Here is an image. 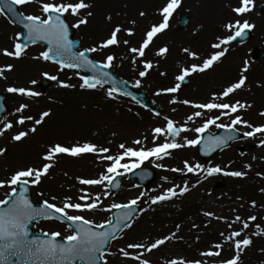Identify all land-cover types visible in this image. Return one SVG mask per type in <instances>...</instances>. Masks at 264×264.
<instances>
[{
	"label": "rangeland",
	"instance_id": "374dc122",
	"mask_svg": "<svg viewBox=\"0 0 264 264\" xmlns=\"http://www.w3.org/2000/svg\"><path fill=\"white\" fill-rule=\"evenodd\" d=\"M48 2H60V0H48ZM86 2L92 4V8L89 10L93 15L88 18L89 22L87 25H83L78 29L72 28L75 32V38L81 41L82 50L95 46L106 39L113 26L116 25L121 26L123 29H132L134 31L133 36H126L122 32L119 34L120 39L122 41L129 40V46L131 47H139L146 31L152 25L162 22L159 12L167 0H86ZM237 6H239V0H182L180 7L169 21V27L164 33L154 38L153 44L146 50V56L138 59L136 65L131 64L132 54L128 52L129 46H125L123 43L119 47L106 49L102 53L90 54L91 58L96 62H102L105 54L114 55L116 57L114 67L110 70L118 78L127 81L130 85L140 79L138 73L143 70V62L150 60L154 68L150 70L149 74L141 81V86L136 88V90L146 92L148 97L160 108V115H154L150 111L142 109L125 97H118L115 101L108 100L104 95V89L85 91L77 87V90L70 91L60 88L57 82L47 80L42 73L56 75L60 81L79 85L80 81L77 72L60 71L56 65L42 60L33 59L37 62L38 68L32 72V76H29L26 81L23 78H10L3 75L6 78H0V94L6 97L8 110L0 118V121L15 124L16 119L21 115H31L39 118L40 113L44 111H49L51 115L46 118L43 125L38 127L35 134H30L22 142L13 143L11 135L19 130H27L29 127L34 126L32 122H28L24 126L15 125L12 130L0 137V148L7 149V154L0 157V181H5L17 170L27 167H41L43 161L40 157L45 153L47 147L54 143L67 146L74 145L77 142L80 144L93 143L98 147L109 148L110 152L108 154L116 156L121 154L122 150L119 148L121 143L135 149L141 146L134 145L132 141L140 139L142 146L145 149H149L153 145L152 130L156 127H164L166 124L165 118L173 119L177 126H182L187 116L197 110L179 103V101L188 100L192 103L210 102V98L213 95H219L225 86L239 79L241 70L245 66L248 67V71L243 73L247 77L245 86L227 99L232 103L240 101L241 103L251 104V108L241 110L237 114L254 126L264 125V117L259 116V113L264 111V63L259 60L254 61L251 58V50L254 48H259L264 52V13L262 11L264 0H254L253 10L243 17H237L232 12V8ZM18 10L23 12L24 15H42L37 3L18 7ZM89 10H85V13ZM140 12H144L145 16L141 17L139 15ZM184 12L189 15L190 26L187 30L180 31L176 27L180 15ZM109 16H111V21L107 19ZM65 19L69 25L77 21L76 17L69 15H66ZM244 19L254 25L250 30L251 37L248 42L226 45L228 49L226 57L224 56L225 58H222V61L216 64L214 69L190 76V84L187 88L181 87L175 94L155 95L157 91H162L179 83L175 80V77L180 74L181 68L190 66L193 63H202V60L212 53L211 44L216 42L220 35L226 33L227 37L232 34L225 30V24ZM133 20L136 21L135 25L131 23ZM0 24H3L4 28L14 33L13 41L16 42L15 37L17 34L20 35V29L13 26L4 15H0ZM194 29H200L201 32L196 39L192 36ZM161 47L169 49L165 59L155 55ZM6 48L11 50L12 46L0 40V51ZM185 48L196 53L201 59H189L183 51ZM42 51H45V48L40 45L27 47L19 60L0 55V68H5L11 64L13 65L14 73L17 70H21L20 62L22 64L27 59V56H38ZM161 72L166 73V75L161 76ZM31 81H36L37 83L32 85ZM46 84L47 87H44ZM7 87H23L38 91L41 95L37 98H26L7 93ZM107 88L105 87V89ZM170 99H177L178 102L171 104L169 103ZM21 103H27L29 108L22 114L16 113V109ZM216 114L215 112L207 113L205 117L196 118L195 123L189 122L187 127L195 128L201 126L204 119L209 115ZM230 119V117H225L218 123L227 125L230 123ZM0 127H2V124H0ZM248 130L239 126L237 128L240 133ZM209 131L215 132L217 128L212 126ZM185 136L192 139L196 137V134L191 131L182 133L181 137L177 138V142L183 143ZM262 138H264V135L243 139L219 152L208 161H203L198 157L196 147L175 150L170 157H165L162 160L150 159L141 165V167H150L156 174L155 180L148 188H137L134 182L128 183L126 181L127 173H125L122 175V189L112 196L109 195L107 183L99 186H84L78 183V178L98 179L101 174H104V170L110 162L102 161L100 157L95 155H85L75 159L67 156L60 157L54 162V167L50 169L49 175L42 178V183L39 186L32 187L29 185L32 192V200L34 203L42 204L44 199H48L51 203L62 206L65 198L71 197V202L83 204L84 201L79 200V197L83 195L81 189H84L93 198L97 195L100 196V201L97 203L101 207H110L113 203H127L143 192L145 196L138 204L141 211L134 219L133 227L121 233L119 236L123 238L115 239L107 251L116 253L121 241L132 230L133 232L130 235H135L136 239L145 240L141 235L145 234L146 231L143 229L139 231L134 227L141 217V219L145 220L147 228H150L155 233V236L151 238H149V232L145 235L146 238L150 239L149 242L165 235H170L173 231H176L175 226L177 224L181 225L178 232L180 239H174L170 242L171 244H165L153 253L142 257L149 259L151 264H166L170 259L181 258L186 261L200 260L204 261L205 264H219L220 259L226 260L233 256L234 253L229 245L226 244L224 246L222 258L202 257L200 252L209 250L210 245L222 240L220 233L229 231L226 224L212 219L211 221L218 223L215 224L217 227H214L212 232L208 229L207 232L200 235V233H197L196 228L193 227V224L197 225L200 223L196 221L197 215L195 213H192L191 217L187 215V212L184 213V216H181L183 213L181 209L157 210L153 205L149 207L145 203L149 196H157L175 185L182 187L183 184H187L178 181L177 179L179 178H182V180L196 178L192 183L187 184L191 190L185 196H188L190 201L195 199L202 204V213L209 211L228 220L233 219L237 214L242 219H247L252 215L257 216V220L252 222L249 229L246 230V234L251 237L253 244L243 252L241 261L242 264H264V236L253 235L256 231L264 232V192L261 191L264 186L263 188H258L255 183L256 178H259L264 183V147H258ZM170 139L166 141L161 136L156 142L157 144L170 142ZM233 147L236 148L237 156L231 158L228 164L226 162V153ZM185 160L190 164L200 163L205 168L211 166L223 168L228 165V171L246 172V182H250L251 187L246 186V182L241 186L242 179L240 181V179L220 175L198 183L199 178L190 173L185 175L180 172L174 173L164 170L178 168L183 165ZM125 162L131 163L132 161H122V163ZM154 164L162 165L163 167H154ZM246 164L250 166L248 169L244 167ZM121 171L123 170L121 169ZM165 177L167 180L164 179ZM194 183H197V187L191 188ZM234 188L237 190H234ZM7 191H10V189H0V200L7 198ZM40 192H43L44 196L39 195ZM52 196H55L56 199L52 200ZM182 198L177 197L176 199ZM209 200L210 202H208ZM91 202L93 201H88V203ZM204 202H208L206 207ZM252 202H255L256 207H251ZM209 203L210 208L207 207ZM180 204L182 205V203ZM214 206L216 208L211 209ZM145 208H148V210L143 211ZM225 209L226 211H224ZM202 213H200V216L205 217ZM70 214L83 215L94 223H103L111 216V213L102 212L98 209L92 212H72ZM208 221L207 218L205 224L200 223L199 227L204 230L205 225L209 226ZM234 227L238 228L239 226ZM34 231L48 232L49 234L58 231L61 233L60 240H63V237L71 233L67 226L52 221L36 224ZM160 251L170 252V257L167 255L166 259H161V256H158L156 257L157 259H153V256ZM129 253L130 255H136L133 250ZM120 258L125 261L123 264H127L126 261L130 264H138V261L124 259L121 256ZM107 259L110 264H122L121 260H118L117 254L108 256Z\"/></svg>",
	"mask_w": 264,
	"mask_h": 264
},
{
	"label": "snow or ice",
	"instance_id": "6c2138e0",
	"mask_svg": "<svg viewBox=\"0 0 264 264\" xmlns=\"http://www.w3.org/2000/svg\"><path fill=\"white\" fill-rule=\"evenodd\" d=\"M182 0H167L166 4L161 8L159 15L162 17V22L152 25L149 30L146 31L144 39L140 43L139 47H131L129 40H121L120 35L122 32L126 36H133L134 31L132 29H123L121 26L116 25L110 31L109 36L98 43L95 46L88 47L82 51H73L72 42L69 41V27L80 28L83 25H87L93 13L89 10L92 8V4L86 2V0H60V2H48V0H0V15H3V9L7 8L9 13L18 15L22 18L24 23V29L27 31V40L35 44L37 41H45L48 45L47 50L39 53L38 56H34L35 60H42L45 62H52L59 65V70H79L85 69L91 72V76L80 75L77 72L79 85L60 81L58 76L50 75L48 73H42V75L49 81L57 82L58 87L63 89H75L79 88L85 91H95L97 89H104V95L108 100H117L118 97L130 96V93L125 90L124 87H117L118 81L113 79L108 69L114 67V61L116 57L111 54H105V58L102 62H96L90 59V54L102 53L106 49L113 47H119L121 43L128 47V52L132 54L131 64L136 65L138 59L146 56V50L153 44L154 38L159 34L164 33L169 27V21L173 17L175 11L180 7ZM37 3L39 5L42 15H24L23 12H16L13 6L24 7ZM254 7V0H239V6L232 8V12L237 17H243L250 13ZM85 10H89L86 11ZM66 15L76 17L77 21L71 25L65 22L64 17ZM141 17L145 16L144 12H140ZM111 21V16L107 17ZM11 22V21H10ZM135 25L136 21L131 22ZM225 30L231 35L224 38H218L217 42L211 44L213 50L207 58L202 60V63H193L190 66L183 67L180 70V74L175 77L178 82L185 81L186 77H190L193 74H202L209 70L214 69L215 65L222 61L228 51L223 47L229 45L233 40L238 37H243L246 30H251L252 25L248 20H235L224 25ZM13 48L3 49L0 51V55L11 59H21L25 53L26 46L21 41V36L16 35ZM184 53L191 60H200L201 58L189 49H183ZM169 49L167 47H161L155 53L156 56L164 58L166 57ZM154 68L153 63L150 60L143 62V70L139 71L138 75L140 79H137L132 87L139 88L141 81L149 74L150 70ZM13 65L9 64L5 68H0V78H6L3 76L5 71H12ZM248 71V67L245 66L241 70L239 79L235 82L225 86L219 95H213L210 98V102L207 103H192L188 100L179 101L184 105L190 106L193 109H197L193 114L188 115L182 126H177L173 119L165 118L166 124L164 127H156L152 130V143L153 147L145 149L142 146L140 139L132 141L134 145L141 146L139 148L127 147L121 143L119 148L122 150L121 154L113 156L109 155L110 149L107 147H98L93 143L77 142L74 145L67 146L60 143H54L47 147L46 151L40 159L43 161L42 166L27 167L15 171L5 181H0V189H10L6 192L8 198L0 200V206L10 205L6 210L0 211V264H6L9 257H16L21 260V264H73L75 260L84 261L85 264H110L107 259L108 256H115L116 253L105 251L106 245L112 240L122 239V236H117L118 232H123L125 229H131L134 224L135 213L140 201L144 198L145 193H140L137 198L131 199L127 203H113L110 207H101L98 201L100 196L91 197L87 191L81 189L83 195L79 197V200L84 201L81 203L71 202V197H66L62 206H57L51 203L48 199H44L39 208H34L32 202L27 198V191L29 185L32 187L39 186L42 183V178L49 175L50 169L54 167V162L60 157L80 158L85 155H95L101 158L102 161L110 162L105 168L104 174H101L98 179L78 178V183L84 186H99L107 183L113 187H119V184H114L117 176H122L127 172L134 169H138L146 161L154 158L155 160H162L165 157H170L172 152L182 148H195L201 145V138L214 126L217 129H224L227 136H210L204 143L203 151L207 155L209 151H215L217 148H224L229 141L234 140L236 137L233 133H237V128L243 127L249 129L239 134L243 138H255L258 135H264V125L254 126L251 123L245 121L241 115H238L241 110H247L252 107L251 104L241 103L236 101L230 102L229 98L232 94L241 90L245 84L247 77L243 74ZM161 76L166 73L161 72ZM71 79V77H69ZM36 81H31L32 85H35ZM123 85L127 84V81L122 82ZM111 85V87L105 89V85ZM181 88V83H176L173 87L157 91L155 95L162 94H175ZM6 92L9 94H16L26 98H37L41 94L38 91H33L23 87H7ZM221 101V102H217ZM178 101L170 99L169 103L176 104ZM29 108L27 103H21L16 109V113H24ZM3 111V108H0ZM175 111V109H173ZM217 113L216 115H209L201 126L195 128H188L189 122L195 123L196 118L204 117L205 113ZM159 115V113H154ZM51 113L44 111L40 114L39 118H35L31 115L19 116L16 119L15 124L12 122L0 121L2 127H0V137H3L5 133L12 130L15 125L24 126L28 122H32L34 126L29 127L27 130H19L15 134L11 135V141L13 143H19L29 137L30 134H35L38 127L45 123L47 117ZM259 116L264 117V111L259 113ZM230 117V123L225 125L218 123V121ZM194 132L195 138H183V143L177 142V138L181 137L182 133ZM163 136L166 141L157 144V139ZM147 139V138H145ZM258 147H264V138L260 140ZM7 154L6 148H0V157ZM255 159V157H253ZM129 160L131 163H122V161ZM154 167H163L162 165L154 164ZM229 166L225 165L223 168L220 166L203 167L200 163L190 164L187 160L183 162V168H171L164 169L165 171L180 172L182 174H192L197 176L198 183L208 178L220 175L223 177H230L236 179H244L246 172L242 171H228ZM245 169L250 166L245 165ZM121 169L123 171H121ZM167 180V178H164ZM197 183L191 185V188H196ZM178 189V190H177ZM190 187L185 184L184 186L175 185L166 189L164 192L157 196H149L147 203L149 207L151 205H158L167 201L173 200L177 197L185 196ZM264 192V189H261ZM39 195L44 196L43 192ZM52 200L56 197L52 196ZM89 200L93 202L88 203ZM251 207H256L255 202H252ZM100 210L102 212L111 213L115 210H126L122 216L115 217V220L109 216L103 223H94L90 219L80 214H70L92 212L94 210ZM148 208L143 209L147 211ZM203 216L218 220L226 224L228 232H221L220 236L222 240L220 242L210 245L209 250L200 252V256L207 258H222L224 246L227 244L233 251V256L229 259H220L219 264H242L241 256L243 252L248 249L253 240L246 234V230L249 229L250 224L257 220V216L252 215L247 219L237 214L231 220L224 217L216 216L214 213L204 211ZM43 218L45 220H59L61 223L68 222V227L72 229L71 233L63 237V242H58L61 238L60 232L43 233V240L36 239L30 240L28 233V225L30 222ZM207 227V225H205ZM234 226H239L238 228ZM176 231H173L170 235H165L162 238H157L151 242H137L128 243L125 247L118 249L119 254L124 259H130L138 261V264H151V261L145 257L146 254L153 253L155 250L160 249L162 246L171 242L178 237V232L181 228L180 224H177ZM193 227L197 225L193 224ZM259 227V226H257ZM102 229V231H101ZM256 236H264V232L256 231L253 233ZM198 239V238H197ZM126 249L137 250L136 255H130ZM142 250V251H141ZM166 264H205L204 261H186L185 259H170Z\"/></svg>",
	"mask_w": 264,
	"mask_h": 264
},
{
	"label": "water",
	"instance_id": "95a60500",
	"mask_svg": "<svg viewBox=\"0 0 264 264\" xmlns=\"http://www.w3.org/2000/svg\"><path fill=\"white\" fill-rule=\"evenodd\" d=\"M13 8L16 10V12H18L17 6H13ZM3 13L11 20V22L14 25H16V26H18V27H20L22 29L23 32L21 34V42L24 43L26 47L29 46V45H33V43H31L30 41L27 40V31H26V29H24V23L22 22V18L20 16H18V15H14L13 13H9L7 8L3 9ZM187 17H188L187 14H183L181 16L180 23L178 25L179 28H183V29L186 28V26L188 25V18ZM73 35H74V32L69 27L68 39H69V41L72 42L73 51L76 52L78 49H80V41L79 40H74L73 41L72 40ZM249 37H250L249 32L246 30L242 38L238 37L235 40H233V42L247 41L249 39ZM35 44H42V45L46 46V50L48 48V45H47V43L45 41H37ZM258 52H259L258 50H255L254 53H253V56L257 57L258 56ZM260 58L262 60H264V54L262 56H260ZM76 71H80V72H82V73H84V74H86L88 76L92 75L91 72H88L85 69H79V70H76ZM107 71L110 72V74L112 75L113 79L118 81V84L116 85L118 88L119 87H124L125 90L130 93V96H127L128 98H130L133 101L137 102L143 108L148 109V110H153L155 113H158V108H156V106L152 102L149 101V99L147 98V95L143 91H138L137 92V91H135V89L132 86H130L128 84L123 85V83H122L123 81L119 80L116 76H114L113 73L109 69ZM182 84L184 86H187L188 85V78H186L185 81L182 82ZM106 86L111 87V85H107V84H106ZM4 101H5V97L0 95V108H3V111H0V117H2L4 115V113L7 111L6 106L3 104ZM227 135H228V133L224 129H220L219 132L216 133V134H210V133L206 132L204 134V136L201 138V140H202L201 145H198V154H199V156L202 159H204V160L210 159L216 153H218L219 151L231 146L232 143L237 142V141L242 139V136H240L238 132L237 133H233V135L236 138L234 140H232V141H229L224 148H222V149L221 148H217L215 151H209V153L207 155L205 154V152L203 151L204 143H205V141H207V139L210 136H227ZM154 177H155L154 173L151 170H149L148 168H140V169L134 170V171L129 173L128 181L132 182L133 180H136L137 181V185L139 187L147 188L149 183L154 180ZM116 183L119 184V187H113L112 185H109L111 194H115L121 189L120 177H116V179L114 181V184H116ZM26 195H27V198L30 200V202H32V200H31V192H30V188L29 187H28V191H27ZM32 204H33L34 208H39L41 206V205H36L33 202H32ZM9 206L10 205L0 206V211L6 210ZM125 211L126 210H123V209L114 210L112 212L113 220H115V217H117V216H122ZM138 213H139V208L137 207V211L135 213V216ZM43 220H45V219L38 218L37 220L32 221V222L29 223V225H28L29 237L28 238L30 240H36V239L43 240V239L46 238V237H44L43 233H34L32 231L33 227H34V224L38 223L40 221H43ZM54 221L60 222L59 220H54ZM63 223L68 225L67 221H64ZM101 231H102V229H101ZM120 233H122V232H118L117 236ZM58 242H63V241L58 240ZM109 244L106 245L105 251H107V249L109 247ZM6 264H21V260L19 258H16V257H9L7 262H6ZM73 264H85V262L81 261V260H75L73 262Z\"/></svg>",
	"mask_w": 264,
	"mask_h": 264
},
{
	"label": "bare ground",
	"instance_id": "6f19581e",
	"mask_svg": "<svg viewBox=\"0 0 264 264\" xmlns=\"http://www.w3.org/2000/svg\"><path fill=\"white\" fill-rule=\"evenodd\" d=\"M3 25V24H2ZM1 24H0V40H2L5 44H7V45H11L12 46V48H13V44H14V33L12 32V31H10L9 29H6V28H4L3 26H2ZM20 65H21V70H17V71H15L14 73H13V69H12V71H5L4 73H3V75H5V76H7V77H10V78H23L25 81L28 79V77L29 76H32V72H34V70L35 69H37L38 67H37V62L36 61H34L33 60V57L32 56H27V59H25L24 61H23V63L21 64V62H20ZM15 74H16V76H15ZM68 90H70V91H73V90H77V88H75V89H68ZM71 94V93H70ZM102 100V99H101ZM105 103H106V101H104ZM195 111H197V110H195ZM42 113V112H41ZM40 113V114H41ZM205 114H207V113H205ZM206 115H204V117H205ZM154 145H152L151 147H153ZM237 156V153H236V148L235 147H233V148H231L227 153H226V162L229 164L230 163V160H231V158H233V157H236ZM152 159H154V158H152ZM155 160V159H154ZM236 163V162H235ZM236 167V166H235ZM179 169H182L183 168V165H180L179 167H178ZM237 168V167H236ZM196 178H190V179H183L182 180V178H179V179H177L178 181H182V182H184V183H192V181L193 180H195ZM236 179V178H235ZM240 181H241V179H240ZM242 184H241V186H243L244 184H245V182H246V177L244 178V179H242ZM256 185L258 186V188H263V186H264V183H262V181L259 179V178H256ZM185 184H183V186H184ZM250 186V182H246V186ZM251 187V186H250ZM256 189V188H255ZM234 190H237L236 188H234ZM193 198V197H192ZM190 199H189V197L188 196H183V198L182 199H176V198H174L173 200H170V201H167V202H165V203H162V204H158V205H153V207L154 208H156L157 210H163V209H165V210H168V208H172V209H181L182 210V215L181 216H184V213L185 212H187V215L189 216V217H191L192 216V213H195V215H197V219H196V221H199L200 223H203V225L205 224V222H206V217H202V216H200V213H202V204H200V203H198L195 199H193V200H191L190 202ZM264 201V200H263ZM208 202H210V200L208 201ZM208 202H204V206L206 207V204L208 203ZM180 203H182V205L180 204ZM190 207V208H189ZM207 207L208 208H210V203L207 205ZM221 207V206H220ZM201 208V209H200ZM213 208H216L215 206L214 207H211V209H213ZM222 211H223V209H221ZM213 211V210H212ZM224 211H226V209L224 210ZM200 212V213H199ZM157 219H160V218H157ZM141 220V221H140ZM203 221V222H202ZM188 223V222H187ZM200 223H198L197 224V227H195L196 228V231H197V233H200V235H202L203 233H205V232H207V230L209 229L210 230V232H212L213 231V228L214 227H217V225H215L217 222H213V221H208L207 223H208V225L209 226H204V230H202V228H200L199 227V225H200ZM218 224V223H217ZM188 225V224H187ZM186 225V226H187ZM134 227H136L139 231L141 230V229H143L144 231H146L145 232V234H143V235H141V237L143 238V239H145V240H140V239H136V236L135 235H130L132 232H133V230L131 231V233L128 235V236H125V238L121 241V244H120V246L118 247V249L120 248V247H125L126 248V245L128 244V243H137V242H149L150 241V239L149 238H151L152 236H155V233H154V231L153 230H150V228H147V226H146V223H145V220H143V219H141V217L139 218V221H137L136 222V225L134 226ZM209 227V228H208ZM206 228V229H205ZM220 228H221V225H220ZM134 229V228H133ZM149 232V233H148ZM150 234L149 235V238H146L145 237V235L146 234ZM135 234V233H134ZM210 236H213V235H210ZM175 239V238H174ZM133 240H134V242H133ZM167 244H171L170 242H168ZM118 249H117V251H116V254H117V256H118V260H121V263L123 264V263H125V261L124 260H122L121 258H120V254H119V252H118ZM128 252H131L132 251V249H126ZM134 251V253L135 254H137V250H133ZM120 255V256H119ZM167 255H168V257H170V252H168V251H166V252H163V251H160L159 253H157V254H155L153 257V259H157L156 257H158V256H161V259H166V257H167ZM126 263L127 264H130L128 261H126Z\"/></svg>",
	"mask_w": 264,
	"mask_h": 264
},
{
	"label": "flooded vegetation",
	"instance_id": "af4514ba",
	"mask_svg": "<svg viewBox=\"0 0 264 264\" xmlns=\"http://www.w3.org/2000/svg\"><path fill=\"white\" fill-rule=\"evenodd\" d=\"M226 36V34L224 33V34H222V35H220L219 37L220 38H224ZM223 47H225L226 48V45L225 46H223ZM213 51H216V50H212L211 52H213ZM209 55V54H208ZM225 57H226V54H225Z\"/></svg>",
	"mask_w": 264,
	"mask_h": 264
}]
</instances>
